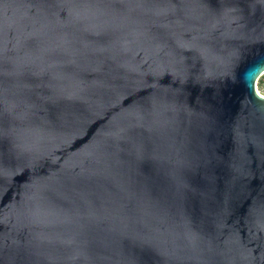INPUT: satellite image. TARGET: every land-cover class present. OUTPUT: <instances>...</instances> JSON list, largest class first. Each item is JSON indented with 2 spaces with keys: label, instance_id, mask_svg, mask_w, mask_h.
<instances>
[{
  "label": "water",
  "instance_id": "water-1",
  "mask_svg": "<svg viewBox=\"0 0 264 264\" xmlns=\"http://www.w3.org/2000/svg\"><path fill=\"white\" fill-rule=\"evenodd\" d=\"M264 3L0 0V264H264Z\"/></svg>",
  "mask_w": 264,
  "mask_h": 264
},
{
  "label": "snow or ice",
  "instance_id": "snow-or-ice-1",
  "mask_svg": "<svg viewBox=\"0 0 264 264\" xmlns=\"http://www.w3.org/2000/svg\"><path fill=\"white\" fill-rule=\"evenodd\" d=\"M260 2H261V3H264V0H260ZM262 70H264V66H262L260 69H257L256 71H254V72H252V73L250 74L249 81H248L249 85L252 84V82H253V81L255 80V78H256V75H257L260 71H262ZM0 115H2V113H0Z\"/></svg>",
  "mask_w": 264,
  "mask_h": 264
},
{
  "label": "trees",
  "instance_id": "trees-1",
  "mask_svg": "<svg viewBox=\"0 0 264 264\" xmlns=\"http://www.w3.org/2000/svg\"><path fill=\"white\" fill-rule=\"evenodd\" d=\"M258 87L262 89V94L264 95V74L258 80Z\"/></svg>",
  "mask_w": 264,
  "mask_h": 264
},
{
  "label": "rangeland",
  "instance_id": "rangeland-1",
  "mask_svg": "<svg viewBox=\"0 0 264 264\" xmlns=\"http://www.w3.org/2000/svg\"><path fill=\"white\" fill-rule=\"evenodd\" d=\"M258 91H259V93H261V94L263 93V92H262V89H259V87H258Z\"/></svg>",
  "mask_w": 264,
  "mask_h": 264
}]
</instances>
